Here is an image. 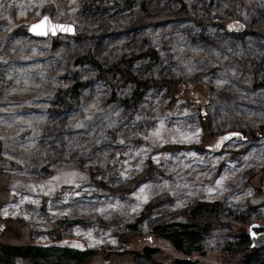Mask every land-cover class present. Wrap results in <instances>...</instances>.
Here are the masks:
<instances>
[{"label": "rangeland", "instance_id": "rangeland-1", "mask_svg": "<svg viewBox=\"0 0 264 264\" xmlns=\"http://www.w3.org/2000/svg\"><path fill=\"white\" fill-rule=\"evenodd\" d=\"M128 1L0 0V156L12 167L0 169V243L93 251L78 264H135L148 247L168 264L178 256L151 228L213 202L217 223L182 257L239 264L240 236L264 224V0ZM182 5L178 22L136 25ZM44 16L74 34L32 36ZM128 54L134 78L194 89L168 104L155 86L127 108L133 84L111 96L96 69ZM93 181L122 190L97 194ZM251 255L264 264V249Z\"/></svg>", "mask_w": 264, "mask_h": 264}, {"label": "trees", "instance_id": "trees-1", "mask_svg": "<svg viewBox=\"0 0 264 264\" xmlns=\"http://www.w3.org/2000/svg\"><path fill=\"white\" fill-rule=\"evenodd\" d=\"M90 2L97 7L108 5L117 9H123L126 6L130 5V2L128 0H90ZM183 8L184 5H182V7L177 12L164 15V17L162 18L153 17L152 15H144L136 25L142 24L144 26L152 22L154 24H159L161 22H178L180 21V19L178 18L186 14ZM196 22L205 24L208 21L206 19H199V21ZM148 54L151 59H157L155 57L156 55L154 50L148 51ZM133 59H135L134 55L128 54L126 56L120 57L107 69H103L100 66H97L96 69L98 70V77L104 82L111 96L115 95L118 86L124 87L127 84H133V95L125 102V106L127 108L134 107L143 93L155 86L166 88V92L169 95L168 97L170 99V101H168V104H172L173 101L182 99L180 97V93L178 92L180 89L184 90L185 92L188 89H194L193 87L190 88L188 85L183 84V82L178 81V79H158L150 81L138 80L134 78L133 74L128 70V65ZM88 62H90V64L97 65L93 59H90V57H88ZM62 95H66V97ZM194 97H196V94ZM60 98L64 100L68 107L73 106V102L78 101V97L73 91L62 92L60 94ZM200 115V120L204 121L203 117L205 115ZM3 163V158L0 156V169L2 168V170L4 169L5 171H9L11 167L10 162H8L9 165L6 162L5 164ZM1 175L2 173H0V177ZM7 184H2V186L4 185L6 189H9ZM93 184L95 186L97 194H116L118 191L122 190L120 189L117 191V189L103 186L102 183L96 181H93ZM256 189L259 192L261 191L259 190L260 188ZM0 192H2V195L0 194L1 201L6 197V194H4L6 193V191H4L3 188ZM216 207V203L203 202L196 207H193L192 211H190L188 215L186 214V212L182 213L180 214L178 219L176 218L173 221L158 224L151 228L149 233L152 235V237L155 239H163L164 241L168 242V244L172 247L174 254L178 256L168 264L191 263L189 258H183L182 255H190L191 253H198L200 251V245L203 242V235L205 231L208 227H211L217 223L214 214ZM8 226L9 225L7 224V228ZM132 228H135V225H133ZM1 233L4 232L1 231ZM11 239L12 241L10 242L3 241L0 243V264H78L88 261L93 253V251L88 250L79 252L76 250L62 249L57 246L38 248L31 245H22L21 241L14 239L13 236ZM239 246L243 248L242 251L244 252V255L241 256L239 264H250L251 261L249 257L251 258V254L256 253L257 250L248 249L250 247V243L246 235L240 236ZM145 250V252L133 251V254L136 255L134 257L135 264H165L153 258V254H156V252H158L157 250L153 248L149 249L148 247L145 248Z\"/></svg>", "mask_w": 264, "mask_h": 264}, {"label": "water", "instance_id": "water-1", "mask_svg": "<svg viewBox=\"0 0 264 264\" xmlns=\"http://www.w3.org/2000/svg\"><path fill=\"white\" fill-rule=\"evenodd\" d=\"M44 17H47V16H44ZM43 18L41 20H43ZM41 20L34 24H31L28 28V32L36 38H46L48 36H55L57 34L73 35L75 32V28L72 24L52 22L50 21L49 17H48V22H50L51 24L71 25L72 31L67 32V31H62L61 29L57 28L55 30V33L53 34V32L49 29L47 22L44 25H42L40 28L36 29L35 31H30L31 26L40 24ZM248 231H249L248 238L250 241V248L251 249L264 248V224L259 225L257 223H253L249 226Z\"/></svg>", "mask_w": 264, "mask_h": 264}, {"label": "snow or ice", "instance_id": "snow-or-ice-1", "mask_svg": "<svg viewBox=\"0 0 264 264\" xmlns=\"http://www.w3.org/2000/svg\"><path fill=\"white\" fill-rule=\"evenodd\" d=\"M46 22L48 23V27L53 32V34L55 33V30L57 28L61 29L62 31H67V32L72 31L71 25L51 24L50 22H48V17H44L43 20H41L40 24L32 25L30 28V31H35L36 29L44 25ZM234 135H239V133H235ZM227 138L228 137H224V139H227ZM217 183H219V181H217ZM74 246L79 247L80 245H74Z\"/></svg>", "mask_w": 264, "mask_h": 264}]
</instances>
